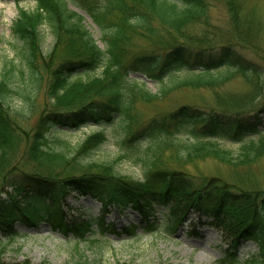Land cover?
I'll return each instance as SVG.
<instances>
[{"label":"trees","instance_id":"1","mask_svg":"<svg viewBox=\"0 0 264 264\" xmlns=\"http://www.w3.org/2000/svg\"><path fill=\"white\" fill-rule=\"evenodd\" d=\"M35 1V11L19 9L12 25V33L25 45L30 75L36 78L39 70L38 27L45 22L56 46L73 57L51 72L46 103L32 131L21 128L4 106L12 92V69L0 79V240H14L17 225L35 229L40 224L65 237L84 238L93 224L63 216L66 198L75 193L104 208L129 206L149 231L163 224L174 232L191 214L198 223L205 218L203 224L231 234L232 259L251 241L257 247L252 264H264V190L250 180H245L246 188L219 177L197 183L182 170L157 163L153 148V143L159 147L171 137H184L189 142L183 148L186 161L210 157L239 167L264 156L261 118L241 110L252 95L228 87L239 78L256 85L255 94L262 92L263 67L241 50L264 52L257 43L264 22L243 9L241 0H224L223 28L212 20L207 0H92L86 13L100 31L101 48L84 27L83 16L67 9V1L73 0ZM135 37L147 42L145 51L136 49ZM133 75L154 82L155 91ZM36 82L39 86L38 78ZM184 90L199 95L208 90L213 103L238 110L212 109L199 98L174 100L163 113L160 103ZM141 106L153 115L145 119ZM91 125L101 128L73 148L51 134ZM108 137L118 148L116 160L139 164L142 180L119 175L109 162L87 159ZM220 141L240 143L239 155L233 157ZM7 188L11 193L2 197ZM156 208L163 209L161 219ZM97 226L103 234L114 231L102 221ZM124 233L133 235L134 229ZM3 253L1 247L0 264H32L26 259L4 263Z\"/></svg>","mask_w":264,"mask_h":264},{"label":"rangeland","instance_id":"2","mask_svg":"<svg viewBox=\"0 0 264 264\" xmlns=\"http://www.w3.org/2000/svg\"><path fill=\"white\" fill-rule=\"evenodd\" d=\"M90 1L92 0L67 1V9L83 16L84 27L96 43L103 48L100 31L86 13V6ZM207 1L214 23L219 27H225L227 13L224 0ZM241 3L243 9L252 11L264 22V0H241ZM36 6L35 0H0V79L5 72L12 69L8 84L12 92L5 97L4 106L25 131H32L41 115L47 99L45 90L51 80V72L62 61L73 57L67 55L61 46H56L52 31L45 22L38 27L39 43L36 66L39 70L36 73V78L30 75L23 57L26 53L25 45L12 33V25L17 18L19 9L31 13L35 11ZM135 43L139 52L146 50L147 42L140 37H135ZM257 43L262 48L264 47V34L258 36ZM137 50L134 52L136 53ZM241 53L244 57L262 65V92L255 94L252 88L254 89L256 85L248 86L239 78L235 79L228 87L232 92L252 95V98L250 96L245 99L252 102L241 110L242 113H248V115L259 114L262 121L260 131L261 135H264V52L243 49ZM19 71H22V74ZM132 77L138 76L133 75ZM37 78L39 86H37ZM143 81L155 91L154 82ZM212 97V93L208 90H203L202 95H199V91L184 90L176 93L175 97L170 100L160 103V106L164 109L162 111L164 113L174 100L186 102L203 98L212 109L238 110L232 106L223 108L217 103H213ZM140 109L141 113L145 115V119L153 115L147 107L141 106ZM100 128L91 125L67 133L51 131V134L68 141L73 148L79 145L88 134L98 131ZM187 142L188 139L184 137H171L167 141H163L164 144L163 146L161 144V147L153 143L157 163L182 170L197 183L209 177H219L224 181L246 188L248 182L245 180H250L251 184L264 190V156L251 165L239 167L210 157L186 161L182 158L186 152L183 148ZM218 143L222 148L228 149L233 157L239 155L240 143L223 141ZM188 145H185L186 148ZM117 155L118 148L115 146L113 138L108 137L107 141L87 159L109 162L119 175L132 181L142 180L143 175L139 164L133 160L117 161ZM10 193L11 189L7 188L1 196L6 197ZM17 199L21 200V196ZM65 205L63 210L65 219L88 220L93 224L91 233L84 238H72L53 231L48 224H40L35 229H26L17 225L18 235L14 240L8 242L5 239L0 240V248L3 247L4 250L3 262L14 263L26 259L32 264H117L121 262L133 264H252V261L257 257L256 245L248 241L239 248L236 256L232 259L231 234L227 233L225 229L203 224L207 221L205 218L201 223H198L194 214H191L187 221H183L174 232L166 231L163 224L156 230L149 231L140 222L139 213L129 206L104 208L95 199L80 197L75 193L68 195ZM154 214L161 219L163 209L156 208ZM100 221L105 225L113 226L114 231L103 234L97 226ZM163 223L166 225V222ZM129 228L134 229L133 235L124 233V229Z\"/></svg>","mask_w":264,"mask_h":264}]
</instances>
